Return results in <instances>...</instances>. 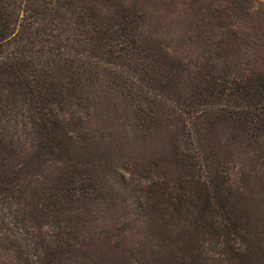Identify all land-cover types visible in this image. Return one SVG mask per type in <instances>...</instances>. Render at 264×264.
Here are the masks:
<instances>
[{
  "label": "rangeland",
  "instance_id": "1",
  "mask_svg": "<svg viewBox=\"0 0 264 264\" xmlns=\"http://www.w3.org/2000/svg\"><path fill=\"white\" fill-rule=\"evenodd\" d=\"M115 1L106 3L101 13L108 17L120 6L132 8L150 44L138 45L132 53L136 72L160 76L163 67L154 63L151 47L158 44L173 73L182 65L177 75L185 98L211 65L225 63L214 61L205 48L204 24L217 38L223 19L211 18L201 2ZM243 29L239 31L245 33ZM93 35L91 24L80 20L77 39L89 43ZM234 58L229 56L226 63L233 69L264 68L251 49L238 54L236 63ZM126 79L119 67L109 65L89 85L83 105H65L77 132L72 161L90 174L96 190L79 198L78 191L59 183L23 207L25 212L60 214L67 226L60 245L70 240L73 224L75 237L58 264H264V139L248 123L223 112L221 103L207 106L205 114H189L163 102L155 109L145 102L140 114ZM77 80L75 76L71 83ZM261 118L259 127L264 126ZM2 154L0 147V175L9 167ZM54 165L62 166L47 162L31 170V185H47ZM194 182L207 191L194 188ZM206 204L211 208L200 230L194 220ZM3 222L0 227L7 226ZM4 227L0 264H23L5 252L9 231Z\"/></svg>",
  "mask_w": 264,
  "mask_h": 264
},
{
  "label": "trees",
  "instance_id": "2",
  "mask_svg": "<svg viewBox=\"0 0 264 264\" xmlns=\"http://www.w3.org/2000/svg\"><path fill=\"white\" fill-rule=\"evenodd\" d=\"M177 1L201 2L211 18L223 19L217 38L204 24L205 48L214 61L225 63L218 68L211 65L185 98L177 75L182 65L177 64V74L173 73L158 44L151 47L154 63L163 67L161 77L134 70L132 53L138 45L150 44L143 36L140 15L132 8L120 6L106 17L101 12L112 0H0V147L1 160L9 165L7 173L0 175V223L7 221V226H1L9 231L3 248L12 259L21 258L23 264H58L72 244L73 224L68 229L70 240L58 244L67 228L59 213L25 212L23 207L37 199L41 190L59 183L78 191L79 198L96 190L90 174L76 169L72 161L77 132L65 105H83L89 85L109 65H116L129 78L126 89L140 114L145 102L154 109L163 102L189 114H205L207 106L221 103L223 112L248 123L264 139V126L256 125L259 115L264 120V68L233 69L226 64L229 56L236 63V56L246 48L264 61V0ZM82 19L94 33L89 43L77 39ZM75 76L78 80L71 83ZM250 82L253 88L247 85ZM47 162L62 166L54 165L55 174L47 185L32 186L30 171ZM194 188L207 191L195 182ZM210 205L202 207L194 220L200 230L207 224Z\"/></svg>",
  "mask_w": 264,
  "mask_h": 264
}]
</instances>
